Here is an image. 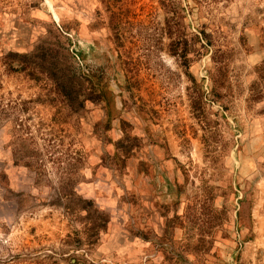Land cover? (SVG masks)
I'll use <instances>...</instances> for the list:
<instances>
[{
    "label": "rangeland",
    "instance_id": "1",
    "mask_svg": "<svg viewBox=\"0 0 264 264\" xmlns=\"http://www.w3.org/2000/svg\"><path fill=\"white\" fill-rule=\"evenodd\" d=\"M0 264H264V0H0Z\"/></svg>",
    "mask_w": 264,
    "mask_h": 264
},
{
    "label": "trees",
    "instance_id": "2",
    "mask_svg": "<svg viewBox=\"0 0 264 264\" xmlns=\"http://www.w3.org/2000/svg\"><path fill=\"white\" fill-rule=\"evenodd\" d=\"M15 54H16L15 56H18V58H19L18 60H19V62L21 64L20 67L23 68L25 60L27 59V58H25V56H27V55L18 54V53H15ZM77 77H78V79H77L76 83H73V82L68 83L63 78H59V77H55L53 80H54L55 84L57 85V87L61 90V92L65 96H67V94L69 96L72 93H71V91H67V90H69L67 88H71L73 84H78L79 86L82 85L83 81L81 79V75H80V77L79 76H77Z\"/></svg>",
    "mask_w": 264,
    "mask_h": 264
}]
</instances>
